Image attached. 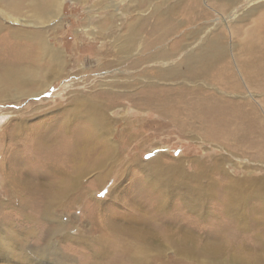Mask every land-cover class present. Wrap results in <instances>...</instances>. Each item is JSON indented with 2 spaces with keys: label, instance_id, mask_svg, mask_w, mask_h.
I'll use <instances>...</instances> for the list:
<instances>
[{
  "label": "bare ground",
  "instance_id": "1",
  "mask_svg": "<svg viewBox=\"0 0 264 264\" xmlns=\"http://www.w3.org/2000/svg\"><path fill=\"white\" fill-rule=\"evenodd\" d=\"M0 1V97L43 95L70 76H62L69 66L89 81L91 72L119 68L92 81L89 91L68 90L65 102L56 104L61 113L51 118L8 122L11 155L0 167V264H109V258L112 264H146L153 255L170 264L169 251L197 263L259 264L264 175L226 166L236 156L264 162V107L255 101L264 91V11H241L243 0H134L121 15L118 3L104 0L98 4L113 10L105 11L98 30L72 29L70 48L60 45L70 37L60 21L64 0ZM24 9L31 17L21 16ZM91 45L96 48L88 53ZM130 108L149 115L131 118ZM145 118L213 138L224 152L212 166L197 160L193 176L178 159L169 164L153 157L149 164L165 172L155 187L136 186L132 207L122 215L105 206L100 217L107 233L94 236L92 226L82 233L86 222L78 224L70 210L80 203L85 182L96 172L103 183L120 163L138 161L136 149L150 125ZM218 173L229 179L219 180ZM175 189L183 201L173 202L171 212L167 203ZM178 205L208 216L215 230L198 226L194 232L186 213H175ZM223 216L232 229L228 224L225 230ZM162 218L167 226L156 229L154 221ZM249 229L254 245L233 239Z\"/></svg>",
  "mask_w": 264,
  "mask_h": 264
},
{
  "label": "rangeland",
  "instance_id": "2",
  "mask_svg": "<svg viewBox=\"0 0 264 264\" xmlns=\"http://www.w3.org/2000/svg\"><path fill=\"white\" fill-rule=\"evenodd\" d=\"M100 1H104V0H83V1L82 0H64L62 10H61L62 16L60 18V21L63 24V29H70V32L68 33L70 37L68 36L69 39L65 38L66 40L64 38L61 39L60 45H65L70 48L73 47L72 44H73L74 35H75L74 32L76 31H71L72 29L79 28V30L87 29L88 31L90 30V26H91L93 29L98 30L97 27L100 22L99 20L104 19L105 11L113 10V8L105 9L103 7L104 4H98V2ZM108 1H111V0H108ZM114 1L118 3V6L115 8V10L117 9L116 12L120 13L121 15H125L126 14L125 11H127L128 9L129 11H131L132 9L130 8L131 7L130 5L134 4V0H114ZM243 1L241 3L242 5H240L241 11L246 9V7H249V6L250 7L258 6L257 13L264 11V0H245L244 2ZM125 6H129V8H124ZM20 14L22 17H25V16L31 17L32 13L31 12L29 13L28 11H26V9H24L22 12H20ZM213 14L215 18L218 16L217 11H215ZM118 17L119 15L116 16V19ZM106 19H108V17ZM57 20L58 19H56V21ZM81 21L82 23H79ZM64 24L67 27H65ZM89 35L92 36V34H89ZM95 48H96V45L94 46L91 45L86 48V51L90 53ZM116 70H119V68L112 67L110 70H107L106 72H101V71L93 72V73L91 72V75L89 76V78L91 77V80L94 81L95 79H100L106 75L115 74L117 73L115 72ZM64 71L66 73L63 74L62 76H67V75H70V76L64 77L60 81L57 80V82L53 86H50L48 91L44 93L43 95L35 96V97H27V96L17 97V95H14L15 94L14 92L12 93L9 92V95H3L2 97H0V134L2 133L1 135L2 137L4 134V137H5V140H3L4 144L2 148H1V143H0V149H1L0 150V167L5 166V159H8L11 155L7 147L8 146L7 143L9 142L8 130H10V127H11L10 124H8L9 121L11 120L22 121L23 120L24 122L26 121L27 123L31 124V123H35L39 121L41 118H44V117L51 118L58 111H61L60 108L58 109V107H56V104L59 102L63 104L65 102V99L67 97L66 92L68 90H71L72 88H76L81 91L90 90L92 81L85 80L84 77L76 78L75 77L76 68H72L71 66H69ZM71 83H74L75 85ZM263 92L264 91L255 93L256 94L255 101H256V104H258L259 102L260 105L264 107V93ZM43 103H45V105ZM131 109L132 108H130V111L128 112L126 111L131 118H135L139 116V114L142 116L149 115L147 113H140L139 111H136L134 109L131 110ZM262 110H263L262 113L264 115V109ZM116 111H120V110H116ZM58 113H61V112H58ZM148 120L149 119H146L145 122L146 124H150V125L146 126V128L143 130L146 137L142 140L141 147H138L136 149L139 153V157L137 158L138 161L131 162V163H126V162L120 163L115 168L112 175L109 176L107 180H105L103 183L96 182V179H97V177L95 176L97 174L96 172H92L89 175L90 179L89 181L85 182L84 184L85 188L82 189V191L84 192V195L82 196L80 203L75 204V206H73V208L70 210L71 213H73V215L75 216V218L77 217L80 218V219L78 218L76 221L78 224L82 222H86L81 227L82 233L85 231L87 232L89 226H92L93 233L91 232V234L92 235L94 234V236H97L103 232L107 233L108 230L106 226H104L106 225V223L102 221L100 217L101 213L105 215V208H104L105 206H109L112 212H116L119 215H122L124 214V212H128L129 206L132 207V200L136 198V196H133V195L139 192L137 191V189H135L136 186H142L148 189L147 188L148 186L152 188L154 185H156V182L160 180V176L164 175L165 172L163 168L161 167V165H158L156 162L153 164H149L150 159H152L153 157L155 156L159 157L162 163L169 162V164L175 161V159L176 160L178 159L179 161L183 162L186 169H189V171L187 172H189L191 176H193L195 172L194 170L198 169V166H199V164H197V160L204 162V164H206L207 166H212V163L214 162V158L218 154L224 152V148L222 147V145L219 144L217 140H214L213 138L207 139L204 136L202 137L201 134H197L196 132H192L188 134L186 132H183L181 128H178L177 125H174V124H171V126L169 124L167 128L166 126L162 127V125L160 124L162 123V121H153L150 123V121ZM233 159H231L230 162H228L226 166V167H229L231 171L236 169L235 172L238 174L239 172H242V170H245L246 168L247 169L251 168V170H254L256 172V175H259V174L264 175V162L255 161V160L252 161V160H249L248 157H242V156H236ZM234 162L239 163L240 166H242V169L235 168L236 163ZM137 165H140V166H137ZM232 166L234 168H232ZM255 172H253V174ZM221 176H222L221 174L219 173L217 174V178L219 180L227 181L229 179V177L221 178ZM146 177H148L149 179H146ZM231 178L230 180H232ZM193 179L189 180L190 183L194 181L191 183V186L197 184V181L195 182L196 179L195 180ZM181 181H184V178ZM187 181L188 179L185 178V182ZM201 181L203 180L199 179L198 182L200 183ZM104 183L105 185L102 187ZM99 184H102V185L100 186ZM146 189H144V191L141 190V192L143 191L144 193L146 192L148 193ZM101 193H105V194L102 196ZM174 193L175 195L172 194V196L174 195L172 197L173 200L171 199L172 201H169L167 203L168 208H170L171 212L174 211L175 206L173 204H176V203L179 204L181 200L183 201L182 199L183 197L180 194L182 193L180 189H175ZM176 193L178 194L176 195ZM4 196L5 195L2 193L0 189V198L3 199ZM146 196L148 197L149 200H151V203H152V199L149 198L150 197L149 195H145L143 196V198H145L147 201L148 199L146 198ZM129 197H132V199ZM139 198L142 199L141 195ZM14 199L17 202V199H19L18 195H15ZM125 200L127 201V204H124ZM176 208L178 210H175V213L178 214V211L182 212L181 208H179V205L176 206ZM182 213H186L185 214L186 216L183 215L186 218L184 219V221L189 223V225H191V227L194 228L193 229L194 232L200 229L198 226L205 227L207 230H210V231H214L216 228V226H214L213 224H210L208 223V221H205L206 217H208L206 215L198 216L196 215L197 213L195 211L186 212L184 210ZM163 220L164 219L162 218V219H156V221H154V225H156L155 227L156 229L157 228L161 229V227L163 228V226L164 227L167 226L166 222H164ZM117 221L123 222L124 224L127 223L125 220H122V219H118ZM222 221L225 222V225H223V227H225V230L228 229V227L229 229L233 228L232 226H230L232 224H230L231 221L228 219V217L223 216ZM47 224L48 222H46V225ZM193 224H195L194 225L195 227L193 226ZM228 224L229 226L227 227L226 225ZM249 230L245 232L243 230L241 231L236 230L237 232L233 233L232 237L233 239H235V241L242 240L241 242L243 244H247V245L250 244V246H252L254 245V238L250 233L252 230L250 231ZM71 233L72 235L76 234L74 230ZM107 236H111V235L106 234V237ZM61 246L64 247V244H61ZM115 254H117V252ZM168 255L171 257L169 261L170 264H206L203 262L197 263L193 259L179 258L177 254H175L174 252H170V251L168 252ZM157 257L158 256H155V255L149 257V259L145 260V262L147 261L146 264H161L162 260L164 259L163 258L160 259ZM110 259L111 258L106 259L105 262L112 264L110 262ZM115 259H117V257L113 258V262H115L114 261Z\"/></svg>",
  "mask_w": 264,
  "mask_h": 264
},
{
  "label": "clouds",
  "instance_id": "3",
  "mask_svg": "<svg viewBox=\"0 0 264 264\" xmlns=\"http://www.w3.org/2000/svg\"><path fill=\"white\" fill-rule=\"evenodd\" d=\"M259 264H264V254H261L259 257Z\"/></svg>",
  "mask_w": 264,
  "mask_h": 264
},
{
  "label": "snow or ice",
  "instance_id": "4",
  "mask_svg": "<svg viewBox=\"0 0 264 264\" xmlns=\"http://www.w3.org/2000/svg\"><path fill=\"white\" fill-rule=\"evenodd\" d=\"M105 193H101V195L103 196Z\"/></svg>",
  "mask_w": 264,
  "mask_h": 264
},
{
  "label": "crops",
  "instance_id": "5",
  "mask_svg": "<svg viewBox=\"0 0 264 264\" xmlns=\"http://www.w3.org/2000/svg\"><path fill=\"white\" fill-rule=\"evenodd\" d=\"M248 246H250V245H248ZM247 249H249V248H247ZM249 252V251H248Z\"/></svg>",
  "mask_w": 264,
  "mask_h": 264
}]
</instances>
